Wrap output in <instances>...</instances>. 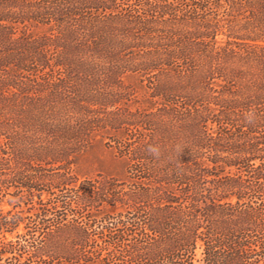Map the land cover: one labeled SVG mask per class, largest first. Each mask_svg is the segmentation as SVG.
Instances as JSON below:
<instances>
[{
	"label": "trees",
	"instance_id": "trees-1",
	"mask_svg": "<svg viewBox=\"0 0 264 264\" xmlns=\"http://www.w3.org/2000/svg\"><path fill=\"white\" fill-rule=\"evenodd\" d=\"M128 74L127 191L48 174ZM0 264H264V0H0Z\"/></svg>",
	"mask_w": 264,
	"mask_h": 264
},
{
	"label": "rangeland",
	"instance_id": "rangeland-1",
	"mask_svg": "<svg viewBox=\"0 0 264 264\" xmlns=\"http://www.w3.org/2000/svg\"><path fill=\"white\" fill-rule=\"evenodd\" d=\"M31 31L37 35V37L46 33L40 28H31ZM54 58L56 59V57ZM98 62L101 64L100 61ZM64 72L65 71L58 69L55 70V73L58 75H66ZM41 76H43V73H41ZM41 76L38 75V77L42 78ZM25 79V83H27L28 80L35 83H41L32 75H27ZM79 84V82H76L73 86L76 87V85ZM145 84L146 82H144L141 77L128 74L121 79V85L114 88V92H118L123 95L124 99L122 105L118 109L115 107L103 109L102 106H89V112L91 113L90 119L100 123L97 126L93 125L90 127V129L93 130L88 133L87 137L84 136L85 138L81 139L82 141L78 143V147L76 149L77 152L72 154L71 157L66 158L68 161H64V159H62L59 163L57 162V164L46 168L49 170L48 174L69 177L71 179L70 183H73L72 185L77 187H82V185H85L88 182L96 185L98 183L97 186L99 187L100 182L112 180L118 187L117 189L127 191V188L130 187L129 184L131 183L129 178V161L118 154V145L114 142L116 139L123 142L125 140V136L121 131L115 130V127L111 125L116 124L121 126L123 129L127 130L126 132L129 136H135L137 134L136 127L132 128L125 125L127 123L125 120V112L131 115L139 116V114L142 115L143 113H148L146 109L153 107L154 104H148L147 99L151 86L149 84ZM94 88L95 89L92 88L93 93L102 92L104 95H109L112 91L110 90L111 87L104 84L103 81L96 84V87ZM38 90H42V94L46 97H50L55 94V90H52L49 86H43ZM65 114L69 116L73 115L69 110L66 111ZM76 114L79 113L76 112L74 115ZM123 115L124 117H122ZM76 119L77 118H74L71 124L74 130H77L78 128L79 130L88 129L87 124L84 123V121L80 120L78 122ZM137 132L139 133V131ZM5 209L10 208L6 207ZM198 257H201L200 252L198 253Z\"/></svg>",
	"mask_w": 264,
	"mask_h": 264
}]
</instances>
